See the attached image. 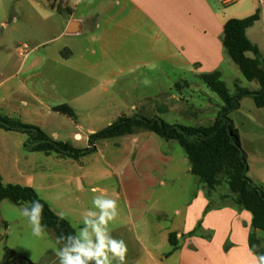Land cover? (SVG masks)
I'll list each match as a JSON object with an SVG mask.
<instances>
[{
  "label": "rangeland",
  "instance_id": "374dc122",
  "mask_svg": "<svg viewBox=\"0 0 264 264\" xmlns=\"http://www.w3.org/2000/svg\"><path fill=\"white\" fill-rule=\"evenodd\" d=\"M30 1L0 0V114L37 126L51 139L69 143L77 149L87 148L93 134L119 118L157 116L147 109L151 101L161 102L162 94L166 95L167 108L172 110L159 116L167 123L207 127L214 122L222 105L221 100L188 72L184 78L189 83L193 82L191 90L174 88L169 81L162 82L161 74L157 72L148 73L149 88L132 90L114 88L107 80L94 85L78 74H64L62 67L52 63V59L63 60L56 52L58 43H44L47 22L37 9H26ZM24 12L28 13L27 16ZM251 39L264 56V21L256 24ZM247 56L253 57L251 53ZM35 62L38 65L35 66ZM52 64L56 66L50 67ZM164 65L170 71V65ZM160 68L164 66L160 65ZM222 73V80L231 94L236 93L237 87L259 90L256 82L244 78L230 57H226ZM109 74L108 70L102 77L107 78ZM168 75L174 76L172 72H167ZM65 76L71 84H74L73 81L83 84L65 85L68 84L65 83ZM133 77L147 79L141 72L133 73ZM173 94H177L179 100L169 102L168 98ZM147 97L151 100L141 106L140 99ZM65 104L74 110L75 120L53 111L54 107ZM180 111L182 116L177 115ZM230 118L239 130L243 148L248 154V175L256 186L264 189V108H257L252 97H245L240 109L233 112ZM139 132L135 138L140 140L148 133ZM76 134L81 138L75 139ZM2 136L9 139L6 145L12 148V155L16 154L15 148L19 149L22 140L28 139L26 135L0 128V144ZM133 138L128 137L125 143L118 138L97 142V150L84 158L82 170L78 169L80 166L67 168L61 161L59 163L56 155L48 159L38 157L47 164V168L36 173L35 184L31 186L54 212L60 216L63 214L76 231L82 226L83 212L92 208L94 195L103 193L117 200L119 215L110 227L115 237L124 240L127 245L124 264H177V257L170 254L173 249L168 241V232L184 217L176 216V212H203L199 201L194 203L202 183L188 171L191 166L184 149L177 142L169 141L168 146L173 147L174 162L165 175L160 176L164 185L159 183L145 194L143 182H146V172L140 167L142 142L137 144ZM119 143L122 145L118 149L115 145ZM7 172L1 169L0 174L4 177ZM130 172L136 174L138 182L132 179L128 182L127 173ZM118 179H123L125 190L130 185L138 188L134 199L128 202L124 195L116 196L121 187ZM11 181L20 180L15 177ZM92 188L97 191L93 192ZM215 192L208 201L210 209L204 212H235L233 210L237 208L230 199L223 197L229 194L228 187L222 185ZM20 208L9 201L0 204V264L5 247L34 264H59L56 252L62 245L49 231H44L40 237L34 236L27 219L21 216ZM257 235L264 248V232L258 231Z\"/></svg>",
  "mask_w": 264,
  "mask_h": 264
},
{
  "label": "crops",
  "instance_id": "0c3cea01",
  "mask_svg": "<svg viewBox=\"0 0 264 264\" xmlns=\"http://www.w3.org/2000/svg\"><path fill=\"white\" fill-rule=\"evenodd\" d=\"M26 9H37L47 22L44 43H58L56 52L63 60L52 59V63L62 67L64 74H78L94 85L107 80L114 88L126 90L149 88L150 78L147 75L150 72L161 74L160 80L169 81L174 88L179 86L178 89L191 90L193 82L189 83L184 78L187 72L196 81H201L199 76L202 74L222 73V66L229 57L222 44V34L229 20L245 19L259 11L258 22L264 21V0H31ZM27 14L24 12L25 16ZM257 23L247 30L253 44L255 42L251 35ZM164 63L170 65V71L165 69ZM34 64L38 65L37 62ZM160 65L164 68H160ZM108 70L110 74L107 78L102 77ZM135 72L144 73L146 81L133 77ZM167 72H172L176 77L167 76ZM66 81L68 84L65 85L68 86L83 84L80 81H73L74 84ZM162 95L161 102L153 100L147 109L157 116L172 111L167 108L166 95ZM143 99L139 101L141 106L151 100L149 97ZM168 99L169 102L179 100L177 94ZM177 115L182 116L183 113L180 111ZM139 133L118 139L125 143L128 137H134L135 143L142 142L140 167L146 172L143 191L147 194L153 186L159 183L164 185L160 176L165 175L169 165L173 164L174 154L173 147L168 146L170 142L150 132L140 140L135 138ZM80 138L79 134L75 135V139ZM8 140L2 136L0 144V171L8 170L4 177L0 174L4 184L32 187L36 173L47 168V164L38 157L48 159L56 155L59 163L61 161L67 168L80 166L78 169H83L85 157L74 160L56 153L31 152L25 147L27 138L22 140L19 149L15 148L16 154L12 155V148L6 145ZM121 145L115 146L119 149ZM188 171L191 173V167ZM15 177L20 181H11ZM131 179L136 180L133 172L127 173L128 182ZM118 180L121 187L116 196L124 195L128 202L134 199L138 188L130 185L125 190L123 179ZM215 193H209L202 183L194 203L199 201L203 212H176V216L184 217L175 223L173 229H169L168 236L175 233L178 240L177 249L171 250L170 254L177 257V264H255L257 255L249 245L252 215L237 209L233 210L235 212H204ZM4 224L8 227L6 222ZM199 225L201 228L196 235L185 237ZM111 233L115 237V233Z\"/></svg>",
  "mask_w": 264,
  "mask_h": 264
},
{
  "label": "trees",
  "instance_id": "16d2710c",
  "mask_svg": "<svg viewBox=\"0 0 264 264\" xmlns=\"http://www.w3.org/2000/svg\"><path fill=\"white\" fill-rule=\"evenodd\" d=\"M259 20V11L245 19H231L224 25L222 34V44L227 54L247 81L256 82L259 85V90L250 91L237 87L236 93L231 94L222 80L220 71L199 76L206 87L222 102L218 115L210 126L188 127L169 124L159 116L119 118L104 130L93 134L85 149H76L69 143L58 142L51 139L41 128L27 125L2 114H0V128L7 132L26 135L28 139L25 147L31 152L47 155L56 153L74 160L94 153L97 142L101 140L125 137L138 131L156 134L167 142L175 141L187 155L191 164V174L206 186L209 193L226 185L229 194L223 197L230 199L238 210L248 211L252 215L250 249L257 256L264 255V248L256 234V231L264 232V189L256 186L248 175L250 171L248 154L243 148L240 132L230 118L233 112L240 109L241 101L245 97H252L257 108H264V56L247 36V30ZM249 53L253 55L252 58L247 56ZM53 111L75 120V112L67 104L54 107ZM32 200H39L44 206L42 219L44 231H49L56 239L62 234L67 236L76 232L72 224L54 212L34 188L4 184L0 175V203L9 201L22 207L25 202ZM210 205L206 211L210 209ZM200 228L199 225L185 237L196 235ZM169 243L173 251L177 249L178 240L175 233L169 234ZM18 261L20 264L21 261L22 264H31L5 247L1 264H14Z\"/></svg>",
  "mask_w": 264,
  "mask_h": 264
},
{
  "label": "clouds",
  "instance_id": "9594fccd",
  "mask_svg": "<svg viewBox=\"0 0 264 264\" xmlns=\"http://www.w3.org/2000/svg\"><path fill=\"white\" fill-rule=\"evenodd\" d=\"M91 202L92 208L81 216L82 226L78 231L58 237L57 242L62 243L56 252L59 264H124L127 245L112 236L110 227L119 215L117 200L101 193L94 195ZM43 208L39 200L25 202L20 208L21 216L27 219L36 237L44 234ZM256 257L255 264H264V255Z\"/></svg>",
  "mask_w": 264,
  "mask_h": 264
}]
</instances>
